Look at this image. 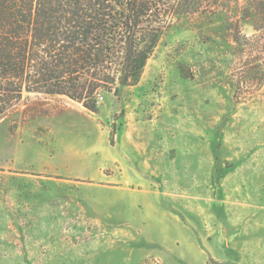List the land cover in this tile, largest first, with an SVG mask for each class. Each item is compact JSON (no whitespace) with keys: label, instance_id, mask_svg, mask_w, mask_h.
<instances>
[{"label":"rangeland","instance_id":"374dc122","mask_svg":"<svg viewBox=\"0 0 264 264\" xmlns=\"http://www.w3.org/2000/svg\"><path fill=\"white\" fill-rule=\"evenodd\" d=\"M92 102L0 115V264H264V0L174 15Z\"/></svg>","mask_w":264,"mask_h":264},{"label":"trees","instance_id":"16d2710c","mask_svg":"<svg viewBox=\"0 0 264 264\" xmlns=\"http://www.w3.org/2000/svg\"><path fill=\"white\" fill-rule=\"evenodd\" d=\"M211 1L0 0V115L24 92L95 112L99 88L138 82L171 17Z\"/></svg>","mask_w":264,"mask_h":264}]
</instances>
